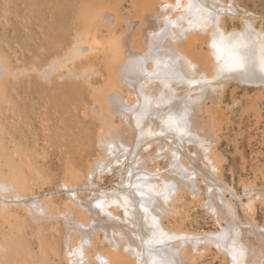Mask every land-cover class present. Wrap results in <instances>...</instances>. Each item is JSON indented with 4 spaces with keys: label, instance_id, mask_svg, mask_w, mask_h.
Listing matches in <instances>:
<instances>
[{
    "label": "bare ground",
    "instance_id": "bare-ground-1",
    "mask_svg": "<svg viewBox=\"0 0 264 264\" xmlns=\"http://www.w3.org/2000/svg\"><path fill=\"white\" fill-rule=\"evenodd\" d=\"M243 1L45 0L64 37L62 52L33 68L36 85L74 80L79 97L87 87L83 114L95 120L104 155L90 164L85 185L74 171L62 180V210L0 154V174L7 166L13 178H2L11 183L0 188L11 193L0 191V213L23 209L37 227L51 224L52 233L65 225V246L37 229L39 253L20 248L15 264H193L212 250L230 264H264V228L255 220L264 196L250 184L246 202L237 197L216 154L219 125L229 119L218 110L230 86L264 90V14ZM19 73L0 54V111L7 78ZM116 172L118 186L102 189L98 182ZM83 190L92 196L86 203ZM187 198L201 202L216 230L171 225L185 220L179 209ZM10 251L0 241V264H13Z\"/></svg>",
    "mask_w": 264,
    "mask_h": 264
},
{
    "label": "rangeland",
    "instance_id": "rangeland-1",
    "mask_svg": "<svg viewBox=\"0 0 264 264\" xmlns=\"http://www.w3.org/2000/svg\"><path fill=\"white\" fill-rule=\"evenodd\" d=\"M252 1L244 0L245 5L243 2L242 5L248 7L250 4L248 8L255 7L257 13L264 14V0ZM48 14L45 0H0V54L12 73L23 72L17 77L9 76L6 81V101L0 111L4 122L0 154L3 153V157L8 155L14 161L15 171L29 180L36 194L41 195L42 199L52 197L55 207L64 210L67 198L66 188L60 187L62 180L74 171L80 183L85 185L88 168L97 156L104 154L96 142L98 127L95 120L83 114L84 108L90 104L87 87L83 86L86 96L79 97L75 84H70L74 80L54 78L50 83L39 80L40 85H36L33 68L62 52L64 35ZM50 28L55 32L54 35L49 33ZM237 89L236 85L230 86L225 103L220 110L217 109L219 112L226 111L229 119L219 120L221 140L216 154L222 163L224 180L234 188L237 197L244 196L242 200L246 202V185L255 186L257 192L264 196V90ZM232 93L238 96L239 103L233 102ZM1 174L0 184L11 183L6 181L13 179L7 166ZM4 175L6 179L2 180ZM118 176L119 172L114 175L108 173L103 181L98 182L99 186L102 185V189L118 186L117 183L121 181ZM201 185L202 199H207L206 187ZM0 191L4 195L6 192L11 193L6 188H0ZM80 195L85 198L84 203L92 198L88 190H83ZM226 195L232 197L229 192ZM233 199L242 220L246 221L241 203L237 198ZM199 202L187 198L186 206L179 209L185 220L181 222L179 218L171 221V225H182L195 232L216 230L215 222ZM10 213L9 217L0 213V234L3 233L4 237L1 235L3 239L0 238V241L9 251L11 246L14 247L10 252L17 254L20 248L26 251L32 248L34 253H39V231L41 235L48 236L47 240L54 234L58 245L65 246L63 222L58 223V231L52 233L51 224L42 223V226L37 227L23 209L15 208ZM255 220L264 228V200L258 201L256 205ZM250 237L255 240L252 235ZM12 243H16L15 246ZM15 254L11 258L13 264L17 263L18 254ZM193 264L230 262L222 253L212 250L204 252Z\"/></svg>",
    "mask_w": 264,
    "mask_h": 264
}]
</instances>
